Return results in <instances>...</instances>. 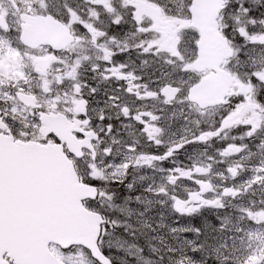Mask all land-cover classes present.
<instances>
[{
    "label": "bare ground",
    "instance_id": "bare-ground-1",
    "mask_svg": "<svg viewBox=\"0 0 264 264\" xmlns=\"http://www.w3.org/2000/svg\"><path fill=\"white\" fill-rule=\"evenodd\" d=\"M155 1L156 5L145 8L143 13L148 11L156 19L157 28L164 30V36L173 41L174 51L159 54L158 64L161 69H167V89L180 98V102L170 110L169 120L181 123L178 126L166 127L159 119V123L153 128L156 133L147 137L151 145H160L158 150H153L148 168L167 177L163 184L174 191H180L184 202L164 195L158 184L156 191L148 195L155 212L145 211L138 201L131 200L122 190H113L115 176L122 173L127 163L123 150L114 151L107 148L109 153L103 152V157L97 159L95 140H84L75 136V146L79 150L85 147L94 164L100 162V169H103L106 180L101 183L100 190L113 195L112 201L101 200V211L105 213V209L110 207L120 222L118 227L111 224L108 233L113 235V240L107 242L103 239L101 251L116 255L117 258L112 259L111 264H176L177 257L183 255L191 258V264H205V256L210 257L206 264H217L216 256L219 254L214 249L219 248V252L227 258L224 264H258L251 261L249 256L252 250L257 253V248L264 250V215L259 218L260 210L264 212V204L253 206L251 199L258 198L253 192V185L237 178L235 172L240 170L247 173L250 166L264 171V163L253 165V161H244L237 154L227 150L216 152L210 143L214 144L220 140L218 119L222 118L235 127L230 136L240 142L242 151L250 154L264 153V143L252 131L254 128H260L264 132V101L260 100L264 92L258 88L257 80L250 75L253 72L259 75L261 68L251 70L256 63L253 64L251 59L246 60L244 57V52H248L260 63L264 50H261L259 43H249L243 47L244 37L240 34L228 35L229 25L240 27L246 23V19L241 15V25H235L234 8L230 7L231 0ZM249 6L245 2L244 7ZM249 16L257 18L255 29L249 27V30L264 33V26L259 24V19L264 17V7L250 12ZM201 29L209 31L215 40L224 42L226 48L205 51ZM26 39L30 46L46 44L58 48L65 45L58 44L49 34H28ZM237 49L240 51L239 56L236 55ZM217 57H221L234 69L238 67L240 74L235 76L231 72H223L218 67H213L208 77L202 76L204 69L201 66ZM184 59H192L193 66H187ZM187 73H192L196 79L183 84L181 79ZM244 92H249L250 98L247 99ZM185 97L196 103L199 108L183 101ZM237 101H240L238 106ZM190 116L199 127L194 128L184 120ZM51 117L55 116L43 113L46 124ZM250 131L252 134L248 135ZM43 134L45 138L51 135ZM56 135L60 138V143L40 144L65 151L64 144L71 145V138H67L64 133ZM185 138L195 148L209 153V156L201 157L188 153L185 150ZM32 142L34 141H27ZM109 159L111 161L107 162ZM55 163H58L56 159ZM72 164V172L79 178L75 186L83 196L89 195L90 192L81 180L77 167L73 162ZM61 172L59 169V173ZM150 181L156 183L155 178H150ZM147 183L148 181L142 183L138 180L137 184L144 186ZM239 200H244L249 205L238 206L235 202ZM177 204L185 209H197L198 212H179L176 209ZM84 207L87 209L85 205ZM165 209L169 211L167 214L163 212ZM224 219L227 225L225 230L231 234L228 238L220 237L211 229L213 225L218 228ZM248 230L257 235H253L254 244L241 238ZM186 231H190V234ZM230 239H235L238 245L244 247L240 250L231 246L233 244ZM225 242L227 247L222 246ZM165 247L170 248L171 253H166ZM130 249L136 250L141 258L129 256ZM193 249L196 251L193 252ZM46 256L45 264L51 260ZM262 256L264 257V253ZM120 257H124V260Z\"/></svg>",
    "mask_w": 264,
    "mask_h": 264
},
{
    "label": "flooded vegetation",
    "instance_id": "flooded-vegetation-1",
    "mask_svg": "<svg viewBox=\"0 0 264 264\" xmlns=\"http://www.w3.org/2000/svg\"><path fill=\"white\" fill-rule=\"evenodd\" d=\"M151 5L156 1L0 0V135L19 141L60 143L56 133H64L72 140L71 148L64 144L65 152L83 181L88 179V165L100 169V162L94 164L85 147L79 150L75 146V136L95 140L97 159L103 152L109 153L107 148L123 150L127 163L115 176L113 190L122 189L147 212H155L148 195L158 184L164 195L184 202L180 191L163 184L167 177L148 168L153 150L160 145H151L147 137L156 133L153 128L159 119L166 127L181 123L169 120L170 110L180 98L167 89V69L158 64L159 54L173 52L174 44L157 28L156 19L148 11L143 13ZM28 34H49L65 45L30 46L26 43ZM223 67L235 76L240 74L226 62ZM211 72L206 70L202 76ZM257 86L264 92V85ZM244 93L250 98L249 92ZM183 101L199 108L188 97ZM43 113L55 117L46 124ZM184 120L189 121L187 117ZM218 121L220 140L210 145L216 152L233 153L234 146L240 144L230 136L235 127L222 118ZM43 133L51 135L45 138ZM184 144L188 153L209 156L187 138ZM138 180L148 183L139 185ZM104 214L114 220L112 225L120 226L110 207ZM103 239L110 242L113 235L107 233ZM105 253L111 260L117 258Z\"/></svg>",
    "mask_w": 264,
    "mask_h": 264
},
{
    "label": "snow or ice",
    "instance_id": "snow-or-ice-1",
    "mask_svg": "<svg viewBox=\"0 0 264 264\" xmlns=\"http://www.w3.org/2000/svg\"><path fill=\"white\" fill-rule=\"evenodd\" d=\"M245 2L250 6L244 7ZM231 3L235 5V25H241V15L246 23L240 27L229 25L228 35L240 34L244 37L243 47L249 43H259L261 50H264V33L249 30V27L255 29L257 24V18L249 16V13L264 7V0H231ZM259 24L264 26V17L259 19ZM236 55H240L239 49ZM244 57L251 59L253 64L257 63L248 52H244ZM260 63L264 65V56ZM250 75L259 84H264V67L259 75L256 72ZM260 100L264 101V96ZM239 103L236 102L237 106ZM251 134L250 131L248 135ZM81 163H84L83 160ZM50 164L48 157L28 149H0V264H45L46 253L52 257L47 264H93V258L100 264H111L101 251L103 237L112 224L101 211V200L113 199V195L101 191L96 183L97 180L106 181L103 169L88 165V179L83 183L90 194L79 198L80 203L77 204L76 199H60L49 191ZM85 203L87 209L82 207ZM176 209L189 214L198 212L197 209H185L178 204ZM52 210L62 211L65 215L62 218L46 217ZM226 227L224 219L218 228L213 225L211 229L221 232ZM53 236L56 238L52 239ZM222 246L227 247V243ZM214 251L219 254L216 256L217 264H224L227 259L224 254L219 252V248ZM86 255L89 259L85 258ZM209 258H203L205 264ZM176 264H191V258L178 256Z\"/></svg>",
    "mask_w": 264,
    "mask_h": 264
},
{
    "label": "water",
    "instance_id": "water-1",
    "mask_svg": "<svg viewBox=\"0 0 264 264\" xmlns=\"http://www.w3.org/2000/svg\"><path fill=\"white\" fill-rule=\"evenodd\" d=\"M209 1L214 2L215 0H209ZM201 37L203 40L202 42L204 45V50L207 52L223 50L226 48V44L224 42L215 40L212 37L211 33L207 31L206 29H201ZM222 60L223 59L221 57H217L211 62H207L205 65L201 67L205 70L208 67H219ZM8 148L28 149L33 153L43 154L46 157H48V159L51 161V164L48 166L49 168V178H48L49 191L52 192L54 195H56L60 199L73 198V199H76L77 204L80 203L79 198L83 197V195L79 193L77 186H75V182L76 181L79 182V178L72 172L73 164L69 156L65 153V151L57 150L50 145H43L37 142L26 143L22 141H16L14 140L13 137H7V136L0 135V149H8ZM55 159L58 161L57 164L55 163ZM59 169H61L62 171L61 173H59ZM82 207L84 206L82 205ZM64 215L65 213H63L62 211L52 210L51 212L46 214V217L51 216V217H56V218H62L64 217ZM51 238L54 239L56 237L53 236ZM4 250L5 251L7 250L6 246ZM46 255H47L46 257H48L49 259H52L51 254L46 253Z\"/></svg>",
    "mask_w": 264,
    "mask_h": 264
},
{
    "label": "rangeland",
    "instance_id": "rangeland-1",
    "mask_svg": "<svg viewBox=\"0 0 264 264\" xmlns=\"http://www.w3.org/2000/svg\"><path fill=\"white\" fill-rule=\"evenodd\" d=\"M164 1L172 2L173 0H164ZM183 61L187 66L192 67V64H193L192 59H184ZM227 66H230V65L227 64ZM261 66H262L261 63H256L254 65L255 68H262ZM233 71H235L236 73H239L238 67H237V69L233 68ZM191 74L192 73H187V75H185L181 79V82L183 84H187L188 81L195 80L196 76L191 75ZM187 120H189L188 121L189 124L192 125L194 128L199 127L198 124L196 123L195 119L192 116L187 117ZM253 131H254L255 135L257 136V138H259L264 143V139H262L258 134V132H262V130L260 128H254ZM233 153L237 154L244 161H248V162L253 161V165L256 163H259V162L264 163V153H256V152H251V154L246 153V152L242 151L240 144H237L236 146H234ZM235 176L237 178L244 179L245 182L253 185V187H254L253 192L258 197V198H252L251 199L253 206H260L261 204H264V171L263 170H258L254 166H250V169L247 173H243L242 171H240V173L236 174ZM235 203L241 207L249 205V204H246V202L244 200H239V201H236ZM262 215H264V212L260 210L259 218L262 217ZM251 231H253V230L251 229ZM186 232H187V234H190V231H186ZM216 232L219 234L220 237H223V238H228L231 236V234H229L228 231H226V230L221 231V232H218V231H216ZM253 235L257 236L255 233L252 234L250 232V230H248L247 232H245L243 234V236L241 238L250 244H254L255 240H254ZM230 242L233 244L231 246L236 247V248H240V250L244 247L242 245H238V243L235 239H230ZM262 242H264V239L262 240ZM234 245H238V246H234ZM257 250H258V253L256 250H252L249 258L251 261H254L258 264H264V257L262 256L264 253V250L262 248H257ZM164 251L167 253H171V249L168 247H165ZM105 256L110 258V256L107 253H105ZM87 259H89L88 256H87ZM93 263H95L94 258H93ZM156 264H167V263L157 262Z\"/></svg>",
    "mask_w": 264,
    "mask_h": 264
}]
</instances>
